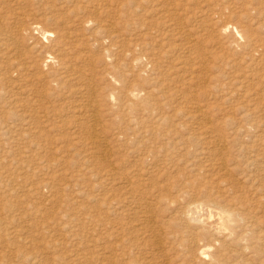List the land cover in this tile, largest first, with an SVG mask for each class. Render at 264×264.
I'll return each instance as SVG.
<instances>
[{"label": "rangeland", "instance_id": "rangeland-1", "mask_svg": "<svg viewBox=\"0 0 264 264\" xmlns=\"http://www.w3.org/2000/svg\"><path fill=\"white\" fill-rule=\"evenodd\" d=\"M157 1L0 0V264H264V0Z\"/></svg>", "mask_w": 264, "mask_h": 264}, {"label": "bare ground", "instance_id": "bare-ground-1", "mask_svg": "<svg viewBox=\"0 0 264 264\" xmlns=\"http://www.w3.org/2000/svg\"><path fill=\"white\" fill-rule=\"evenodd\" d=\"M154 1V0H153ZM158 2H161L160 0L159 1H157L156 3H157V6H155V5H153L152 6V8L155 6V7H158L159 5H158ZM154 4H155V2H153ZM162 8V7H161ZM167 8V7H166ZM159 9V8H158ZM157 9V10H158ZM165 9V8H164ZM166 10V9H165ZM163 11V10H162ZM168 11H169V9H168ZM171 11V10H170ZM173 11V10H172ZM173 12H175V11H173ZM161 13V12H160ZM165 13H166V11H165ZM165 13L163 14V15H165ZM156 14H158L159 15V13H156ZM175 14V13H174ZM171 15H173V14H170V16ZM169 16V15H168ZM176 16V15H175ZM161 18V17H160ZM164 18H165V16H164ZM164 18H162V19H164ZM175 18V17H174ZM168 19H169V17H168ZM158 20V19H157ZM165 20H166V18H165ZM159 21V20H158ZM161 21V20H160ZM159 21V22H160ZM171 21H172V19H171ZM166 22V21H165ZM165 22H163V25H168V26H170L169 25V23L168 24H166ZM167 22H169V21H167ZM176 21H174V24H176L175 23ZM161 23V22H160ZM172 23V22H171ZM150 24V23H149ZM159 24V23H158ZM173 24V23H172ZM227 24H229V22H226V23H224L223 22V24L221 23L220 24V27L223 29V28H228L229 27V25H227ZM232 24V23H231ZM104 26V28L105 29H107V31L108 32H115V31H117V30H115L114 28H112L111 26H106V25H103ZM155 26V25H154ZM160 27V26H159ZM233 27V26H232ZM149 28V27H148ZM148 28H146V29H148ZM155 28V27H154ZM154 28H151L150 30H151V32L152 31H154L153 29ZM157 28V27H156ZM156 28H155V30H156ZM169 28V27H168ZM167 28V29H168ZM173 28V27H172ZM174 28H176L175 26H174ZM145 29V28H144ZM149 30V29H148ZM177 30V29H176ZM182 30V29H181ZM144 31V30H143ZM146 31V30H145ZM144 31V32H145ZM160 31V30H159ZM158 30H157V32H159ZM167 31H169V29L168 30H166V31H161V33H159L160 35H161V37H163L164 38V36H166V34H167ZM170 31H173V30H171L170 29ZM179 31V30H178ZM142 32V31H141ZM148 32V31H147ZM177 32V31H176ZM46 33V32H45ZM172 34H173V32H171ZM171 33H169V34H171ZM47 34V33H46ZM138 35H139V33H137ZM144 35V34H143ZM145 35H146V33H145ZM157 35V34H156ZM173 36V35H172ZM176 36V34H174V37ZM158 38V37H157ZM163 38H158V40H159V48L160 49H162L163 50V47L165 46L167 49L165 50V51H167L168 49H170V48H172V49H174V48H176V47H178L179 45L178 44H176V45H178V46H176V45H174L175 44V42H177V41H175L174 42V44H172V41L171 40H169V41H171V43L170 42H166L167 40H163ZM167 38V37H166ZM165 38V39H166ZM169 38V37H168ZM238 37H236V40H238L237 39ZM155 39V38H154ZM191 40V39H190ZM190 40H188V41H190ZM143 41H144V39H143ZM155 41H157L156 39H155ZM187 41V42H188ZM259 41V40H258ZM257 41V42H258ZM158 42V41H157ZM237 42V41H236ZM146 43H148V41H146ZM188 43H190V42H188ZM195 43V42H194ZM256 43V42H255ZM263 42H261V44H262ZM243 44V43H242ZM258 44V43H257ZM256 44V45H257ZM264 44V43H263ZM262 44V45H263ZM192 45V44H191ZM244 45V47H245V44H243ZM255 45V46H256ZM259 45L260 44H258V47H259ZM253 46V45H252ZM261 46V45H260ZM164 47V48H165ZM192 47V46H191ZM243 47V46H242ZM247 47H248V44H247ZM156 48H157V46H156ZM187 48H189V47H187ZM254 47H252L251 49H253ZM158 49V48H157ZM257 49V48H256ZM260 49V48H259ZM159 50V49H158ZM162 50H160L161 52H162ZM258 50V49H257ZM263 50V49H262ZM171 51V50H170ZM253 51H255L254 49H253ZM252 51V52H253ZM258 51H260V50H258ZM153 52V51H152ZM167 52H169V51H167ZM166 52V53H167ZM172 52H174V50L172 51ZM171 52V53H172ZM262 52V51H261ZM151 53V52H150ZM154 53V52H153ZM152 53V54H153ZM158 53V52H157ZM156 53V54H157ZM165 53V52H164ZM165 53V54H166ZM255 53V52H254ZM257 53V52H256ZM259 53V52H258ZM150 55L151 57L149 58V61L150 60H153L154 61V59H153V55ZM155 54V55H156ZM160 54V53H159ZM158 54V55H159ZM168 54V53H167ZM205 54V53H204ZM251 54V53H250ZM262 54V53H261ZM260 53H259V55H261ZM170 55V54H169ZM168 55V56H169ZM252 55V54H251ZM251 55H249V57H252ZM64 57L66 56V55H63ZM167 55L165 56L166 58L168 57ZM254 56V55H253ZM257 56V55H256ZM262 57V56H261ZM260 56H258V58L260 59L261 58ZM156 59H158L159 57H155ZM257 58V57H256ZM257 58V59H258ZM163 59H164V57H163ZM52 60V57L49 55V56H47L45 59H44V62H48V61H51ZM160 60V59H159ZM161 60H162V58H161ZM249 60H250V58H249ZM254 60V59H253ZM252 60V61H253ZM88 61V60H87ZM157 61V60H156ZM152 62V61H151ZM185 62V61H184ZM200 62V61H199ZM154 63L156 64V62H153V65H154ZM178 64L180 63V62H177ZM160 64V63H159ZM181 64V63H180ZM184 64V63H183ZM158 65V64H157ZM176 65V64H175ZM185 65V64H184ZM232 65H234V64H232ZM177 66V65H176ZM205 66V65H204ZM178 67V66H177ZM175 68V69H179V68ZM232 67H234V66H232ZM174 68V67H173ZM200 68V67H199ZM204 68V67H203ZM243 77H245V76H243ZM242 78V77H241ZM245 78H247V77H245ZM248 78H249V76H248ZM243 79V78H242ZM253 79V78H252ZM233 80L234 79H232V82H233ZM236 81H239V80H236ZM235 81V82H236ZM241 81V80H240ZM244 81V83L246 84V80H242V82ZM246 81V82H245ZM251 81V80H250ZM250 81H248L247 83H249ZM242 82H241V84H242ZM243 83V84H244ZM251 83V82H250ZM237 84V83H236ZM235 85V84H234ZM238 85V84H237ZM240 85V84H239ZM245 86V85H244ZM235 87H236V85H235ZM243 88V87H242ZM245 88V87H244ZM238 89H241V88H238ZM242 90V89H241ZM243 91V90H242ZM256 91H258V90H256ZM251 94V93H250ZM248 95V94H247ZM252 96H253V94H251ZM93 104V100L92 99H90L89 100V103L87 104V107H89L90 105H92ZM94 114V113H93ZM92 113H91V115H93ZM99 117V116H98ZM193 118L195 117V115L194 116H192ZM100 119V118H99ZM99 119H96V117H94V119H92V122L88 125V127H87V129H88V133H90L91 134V138H92V140H94V141H96V140H99V135H98V129L97 128H99V127H97V126H99L100 125V120ZM195 119V118H194ZM196 120V119H195ZM91 131H92V133H91ZM202 142H204L203 140H202ZM200 154L202 155H205L206 154V147H203V149H201L200 150ZM151 169L152 170H150V171H147V174H146V176H143V178L141 179V181H139V183L138 184H141L142 186H147V185H149V184H151V176H153V175H156V174H158L159 173V171H160V169L157 167V166H153V167H151ZM121 180V178L120 177H112V175H111V181H112V183H118L119 181ZM50 182H51V180H50ZM50 182H44L43 183V185L44 186H49V185H51L50 184ZM125 184H129L130 185V182H126ZM49 188V187H48ZM128 187H126V189H127ZM50 189H51V187H50ZM184 191L185 190H183V191H181V192H179V195L178 196H183V194H184ZM50 194H47L46 196H44V198H45V200H49L48 199V197L49 198H51L50 196L51 195H53V194H51L52 192H49ZM134 194H135V198H136V200L140 203V200H139V198L137 197V194L134 192ZM185 194H187L186 192H185ZM186 196V195H185ZM184 196V197H185ZM121 200V201H120ZM120 200H118V201H116L115 203H114V205L112 206V207H109V209H110V213H111V215H116V214H118L119 213V211L120 212H127V213H129L131 216H134L135 215V212H134V210H133V204H134V201H132V200H130V199H127L126 197H122ZM121 202H126L127 204H125V205H122L121 204ZM199 208H202V204L198 201V200H189L188 201V203H187V206L185 207V209H184V211L182 212V214L180 215V219L183 221V222H185V223H194L195 221H197V219H198V221H200L201 222V224L204 226V225H210L211 224V222H210V219H209V221L208 220H206V219H201L200 217H199V215H196L197 214V210L199 209ZM218 210V209H217ZM221 209H219V211H218V214L220 213V212H222L223 210H221ZM209 212V216L208 217H210L211 216V213H210V211H208ZM144 213H145V216H147V218H145L146 220H145V222L147 221V222H149L150 224H152V225H155L156 224V219L154 218L155 216L153 215V211L150 209V208H148L147 206H145V211H144ZM217 214V215H218ZM216 215V216H217ZM199 218H198V217ZM212 217V216H211ZM214 219V218H213ZM212 219V220H213ZM216 220L214 221L216 224H214L213 225V227L216 229V231H218L219 232V229L222 227V225H224L225 223H229L230 221H231V215H230V213L228 212V211H223V214H220V216L218 217V218H215ZM200 222H198V223H200ZM148 224V223H147ZM149 226V224L148 225H146V227H148ZM154 227V226H153ZM118 228H120V225L118 224V225H113V224H109V229H112V230H117ZM152 229V228H151ZM219 234V233H218ZM157 237V236H156ZM161 241V240H160ZM159 240H158V238H157V241L156 242H154V243H152V245L153 244H155L156 246H154L155 247V249L154 250H151L150 252H151V254H150V256H151V259L154 261V262H149V261H147V263L148 264H157V262H158V260H156V259H158L159 257L161 258L162 256H164L163 255V253H164V250L161 248L162 247V245L163 244H161V242H160ZM190 243L192 244V245H195L196 247H198V243L196 242V240L195 239H191V241H190ZM198 244V245H197ZM47 246H49V245H47ZM204 246V245H203ZM46 247V246H45ZM50 247V246H49ZM48 247V248H49ZM153 247V248H154ZM47 248V247H46ZM193 248H194V246H193ZM75 253V252H74ZM195 256L198 258V259H200L201 261L202 260H204L205 258H207V248H205V247H202V245H201V247H198L197 248V251H196V254H195ZM159 258V259H160ZM166 259H168V258H166ZM170 260V259H169ZM168 260V261H169ZM164 263H165V261H164ZM165 264H167V262L165 263Z\"/></svg>", "mask_w": 264, "mask_h": 264}]
</instances>
